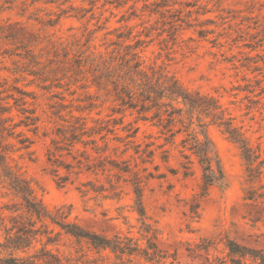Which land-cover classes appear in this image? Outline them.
<instances>
[{"label":"rangeland","instance_id":"rangeland-1","mask_svg":"<svg viewBox=\"0 0 264 264\" xmlns=\"http://www.w3.org/2000/svg\"><path fill=\"white\" fill-rule=\"evenodd\" d=\"M134 51L152 82L160 72L219 105L254 161L212 113L190 120L173 102L182 111L170 127L155 125L125 63ZM188 137L207 139L221 162L223 181L205 193ZM7 170L51 214L61 207L107 236L141 237L139 184L145 220L163 248L177 249V264H196L186 246L200 239L264 248V0H0V240L11 215L28 217ZM55 242L48 247L71 263L120 264L65 234Z\"/></svg>","mask_w":264,"mask_h":264},{"label":"trees","instance_id":"trees-1","mask_svg":"<svg viewBox=\"0 0 264 264\" xmlns=\"http://www.w3.org/2000/svg\"><path fill=\"white\" fill-rule=\"evenodd\" d=\"M125 63L128 73L131 74V80L140 88L138 96L142 100L141 111H148L155 107L151 115V118L156 119L155 125L164 126L163 123H165L164 127H170L178 111H182V108L175 107L173 102L182 104L185 107L190 120L194 112L212 113L216 115L218 125L224 127L223 130L230 140L242 150L244 158L249 163L254 161L255 156L250 152V147H248L238 128L230 118L224 117L222 110L219 113L216 111L220 107L219 105L202 104L203 100L200 99H206L205 97L194 96L191 92L182 89L176 81L165 79V76L160 72L152 71V76L156 77V82H152L147 71L142 67V60L137 51L132 52L131 57L127 58ZM138 79H140V82H137ZM125 88L126 86L123 89ZM124 92L130 99L136 93V91L129 89L124 90ZM162 98L169 101L163 102L161 101ZM177 116H180V114ZM143 117L144 119L147 118L146 116ZM100 130L96 132L99 133ZM18 135L21 136L20 132ZM72 139H76V136H73ZM182 142L184 147L195 156L200 166L203 193L209 186L221 183L224 179L223 169L220 159L211 149L210 142L207 139L200 140L197 137H192V140L189 137L184 138ZM19 143L26 148L30 141H27V138L23 136L19 138ZM83 143L86 144L87 142ZM55 150H58V148H55ZM54 154L55 151H50L48 160L51 161L52 165H57L55 163L56 158H51V155ZM184 157L187 158L188 156L185 155ZM182 166L186 169L184 174H188L187 164L184 163ZM4 177L10 190L20 198V207L28 217H23L22 214L11 215L9 226L4 225V238L0 240V254L2 252H6V254L4 256L0 255V264H77L71 263L68 259L64 260L48 247L49 244H55L61 234L70 236L77 242L84 241L87 247L94 250L95 253L108 251L113 255L116 263L120 264L140 261L148 264L178 263L177 249L175 248L173 252H169L163 248L158 233L156 230H152L146 222L145 212L141 206V188L135 182L136 211L141 223L140 238L119 233L111 236L97 233L78 222L68 221L67 217L70 211L65 212L61 207L56 208L54 214H51L35 199L32 188L19 175L7 170ZM62 181H59V183H62ZM37 221L44 223L37 226ZM48 225H53L57 229L50 228ZM141 240H144V242ZM36 241L43 243L34 253L25 256L15 254L19 251L26 252L34 248ZM186 255L196 264H264V248L251 247L226 238L224 241L200 239L197 242L187 243ZM93 259L85 257L84 261L90 262Z\"/></svg>","mask_w":264,"mask_h":264}]
</instances>
